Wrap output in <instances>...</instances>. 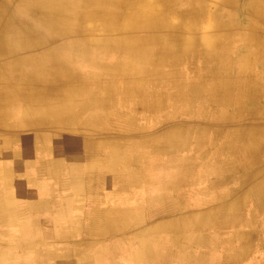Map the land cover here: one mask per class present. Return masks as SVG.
<instances>
[{"label": "rangeland", "instance_id": "374dc122", "mask_svg": "<svg viewBox=\"0 0 264 264\" xmlns=\"http://www.w3.org/2000/svg\"><path fill=\"white\" fill-rule=\"evenodd\" d=\"M190 1L182 2L174 12H163L169 24L125 34L139 36L136 42L149 53L146 57L159 52L165 56L181 48L175 69L167 62L157 71L148 63L149 67L141 73L157 71L153 84H145L135 94L127 92L124 82L130 79L128 74L125 78L123 65L133 60L126 48L129 43L122 40L124 33L107 39L109 35L102 30V23L96 21L91 25L99 29L100 39L74 43L56 39L49 46L59 49L54 56L58 65L71 67L69 71L73 69L72 74L77 75L74 78L89 82L88 92L96 91L103 97L104 90L96 89L93 81L95 77L100 81L107 79L116 90L110 91L111 104L92 108V103L74 102L72 106V102L58 122L26 126L19 123L23 122V106H28L24 103L11 108L12 122L18 120L15 126L21 129L85 130L92 136L91 150L99 164L129 166L123 171L118 169V181L127 178L133 182L130 191L137 203L135 208H147L130 221L134 232L127 238L130 242H122L132 246L135 256L137 252L140 254L139 247L147 239V258L143 253L142 261L134 260V264H264V142L257 151L249 152L251 140L243 136L257 130L258 124H263L261 130H264V88L259 84L261 78L242 90L233 87L228 94L232 101L222 104V91L218 88L223 86L215 84L226 79L243 86L237 78L242 71L240 65L245 62L250 64L252 73L260 75L264 70V25L257 24V16L251 12L252 5L247 0L233 3L198 0L197 4L194 0L195 6ZM189 6L193 7V13L189 12ZM172 37L186 42L175 43ZM210 42L218 44L212 47ZM206 48H217V56L210 58L208 64L202 53ZM206 68L216 69L214 78ZM0 69V74H4V67ZM202 81L204 87L200 86ZM196 85L200 89L198 93L192 91ZM251 88L258 91L254 99ZM23 91L32 92L31 89ZM154 93L158 99H153ZM238 96L241 99L236 101ZM60 98L64 102V96ZM63 102L59 99L54 104L35 103V106L40 108L38 111H46L48 107L64 110ZM81 108L83 117L97 114L101 124L90 127L79 123L66 128L68 124L62 120L74 117L72 112H79ZM57 117L53 116L52 120ZM251 118L257 119L253 126L249 123ZM0 134L3 138L5 131ZM154 144L159 146L158 151ZM117 146L121 151L115 161L111 150ZM149 170L159 175L160 185L156 184L153 190L150 186L148 191L158 192L162 203L145 197L149 192L145 189L144 176H151ZM125 192L123 189L120 193ZM165 203L171 205V211L161 210ZM231 205L235 209H229ZM139 216L144 219H136ZM128 223L122 227H128Z\"/></svg>", "mask_w": 264, "mask_h": 264}, {"label": "crops", "instance_id": "0c3cea01", "mask_svg": "<svg viewBox=\"0 0 264 264\" xmlns=\"http://www.w3.org/2000/svg\"><path fill=\"white\" fill-rule=\"evenodd\" d=\"M91 137L85 130L17 127L0 139V264H134L143 253L147 258V239L135 256L122 244L133 236L134 215L147 210L135 208L133 182L118 181V169L129 166L99 164ZM149 172L147 192L160 185L159 175ZM147 195L159 201L158 192Z\"/></svg>", "mask_w": 264, "mask_h": 264}, {"label": "bare ground", "instance_id": "6f19581e", "mask_svg": "<svg viewBox=\"0 0 264 264\" xmlns=\"http://www.w3.org/2000/svg\"><path fill=\"white\" fill-rule=\"evenodd\" d=\"M184 1L187 2L188 0H154L155 3H153L152 0H0V62H2L0 63V67H4L6 70L4 74H0V132L2 133L5 131L7 134L14 132V129L17 128L15 125L18 120L12 122L14 119H12L11 108H15V106L21 104V106H23L24 103L28 104V106H23L25 110L23 114L25 116L23 115L21 119L23 122L19 123L26 124V126L30 124H43L49 121L50 123L58 122L63 118L60 115L67 112L66 109L70 107L72 102V106L74 102L78 104L84 103V105L92 103V108L98 106L107 107L111 104L112 97L110 96V91L114 93L116 90L110 86V82L107 79L105 81H100L97 80L99 77H95L93 81V85L96 89L102 87L101 89L104 90L103 97L99 95V92H88L87 90L91 89L89 88V82L86 80H79L78 77L74 78L73 75L76 74H72L73 69L69 71L71 67H66L61 63V65H58L54 56L58 53L59 49L49 46L53 43L52 41L56 39L71 41V43H74L76 40L81 42L100 39V36L97 37L99 29L91 25L96 21L102 23V30L109 35L106 36L107 39L111 38L112 35L124 33L122 40L129 43L126 48L129 49V57L133 60L123 65V70L126 72L124 73L125 78L126 74H128V79H130L124 82L127 92L135 94L138 92V88L145 84H153L152 81L157 77V71L163 69L167 62H170L172 68L175 69L176 61H178V52L181 51V48L176 50L175 53L174 51H169L166 54L167 56L163 55L165 53L162 52L163 54H161L159 52L153 57H146L149 56V53L147 51L145 52V48L137 45L136 41L139 39V36L130 37L125 34L130 30L146 31L148 28H157L169 24L167 19L163 16V12H174L176 7ZM223 1L224 3H233L235 0ZM156 3L160 5H156ZM197 3H199L198 0H196V4ZM247 3L252 5L251 12L254 16H257V24L264 25V5H261L264 4V2L261 0H247ZM189 4L195 6L194 0H191ZM257 5L259 7H257ZM192 9L193 7L189 6L190 13H193V11H191ZM260 20H262L261 23H259ZM172 38L175 43L178 42L181 45L184 44L183 42H186V39ZM216 44L218 43L212 44V42H210L212 47H215ZM221 45L222 44H220L219 47H221ZM180 47L185 51L183 46ZM170 48L171 47L168 49L170 50ZM216 50L217 48H206L202 51L206 59V64H208L207 61L210 58L217 56ZM192 52H195V50H192ZM88 55H90V53ZM245 59L248 60L246 57ZM55 62L57 63L56 65ZM148 63H151L153 66L152 69H157V71L155 70L156 72L152 74L141 73L142 71H146L147 67H149ZM249 66L250 64H248V62L244 64L241 63L240 65L242 71L238 74L237 79L243 82V86L240 83H238L239 86H237L238 84L236 85V83L232 84L226 79L224 83L221 82V80L215 82L217 86H223L218 88L222 91V104L232 101L231 96L228 94L231 93V89H234L233 87H238L242 90L244 87L248 88L250 82H256L258 78H261L259 84L264 88V70L260 72V75H256L254 72L252 73ZM207 71L211 72L210 75L212 78L215 77L213 72H216V69L212 71L207 69ZM200 86H205L204 81H202ZM26 89H31L33 93L23 91ZM251 89L252 92H254L252 94V98L254 99L256 97L255 93L257 94L258 91L253 88ZM192 91L198 93L200 89H198L196 85L192 88ZM225 93L228 95L227 100L224 98ZM48 94L50 95L46 96ZM156 94L157 93H154L153 95L154 100L158 99V95ZM62 95L64 96V102L63 99L60 98ZM59 99L65 104L64 110L54 107H50L53 109L49 110L50 108L48 107L49 109L47 108L46 111L44 109L42 110V115V111H38L40 108L35 106L37 103L44 104L48 102L47 104H54L56 101H59ZM240 99V96H238L235 100L239 101ZM82 111L83 108H81L79 112H72L74 117L64 118L62 121H66L68 124L65 125V127L69 128L79 123L90 127L101 124L97 120L99 119L97 114L83 117ZM53 116H58V120H52ZM256 121L257 119L251 118L249 123L253 126L256 124ZM261 126H263V124H258L257 130L254 129L246 134L243 133V136L251 140L250 146L247 149L249 152L257 151L264 142V130H261ZM61 128L62 129L56 128V130L64 131V127ZM236 138L238 139V137ZM0 139L2 138L0 137ZM158 147V145L154 144L156 151H158ZM118 148L117 146L115 148L117 150L114 148L111 150V158L114 160L121 151L118 150ZM124 161L122 162L124 163ZM258 186L261 187L260 184H258ZM161 207H163L161 210L165 208L167 211H171V205L168 203H165L163 206L161 205ZM173 207H175L174 204H172V208ZM232 207L233 205H231L229 209H235ZM166 210H164V212ZM177 210L179 211V209ZM117 224L118 223H116V226Z\"/></svg>", "mask_w": 264, "mask_h": 264}]
</instances>
